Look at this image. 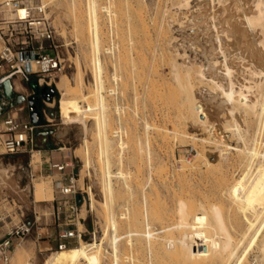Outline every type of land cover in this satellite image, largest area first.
I'll return each instance as SVG.
<instances>
[{
  "label": "rangeland",
  "instance_id": "obj_1",
  "mask_svg": "<svg viewBox=\"0 0 264 264\" xmlns=\"http://www.w3.org/2000/svg\"><path fill=\"white\" fill-rule=\"evenodd\" d=\"M21 1L31 3L34 17L43 15L51 24L53 43L56 46L49 45L47 41L43 44L47 51L58 53L61 68L52 76H44L41 80L40 88H47L48 94L40 95L37 100V109L45 112V116H41L39 120L48 121V127L53 128V132L45 139H42L41 133L36 135L33 150H39V153H35L32 163L33 175L28 171L31 159L29 152L0 154V161L11 168L17 186L16 190L0 189V234L19 218L30 224L28 232L12 237L9 258L5 262L0 259V264H42L47 255L58 249L57 233L65 220L77 223L80 229L84 228L82 240L95 241L98 264H114V254L117 255V264H176L175 256L167 249V236L169 242L179 243L182 240L176 253L180 264H264V256L257 243L256 225L259 218L254 220L252 226H244L239 222L237 228L240 231L231 225L227 226L228 221H224L221 216L226 210L231 214L233 207L224 197L221 180L218 179L225 176V181H229L245 174L246 171L238 163L241 159L246 160L244 155L246 153L245 156H248L249 149H256L249 156L252 165L257 163L259 154L264 152V95L262 97V92H258L257 87L253 86L259 77L255 75V78L248 73L240 60L235 58L233 64L236 65L233 66L238 71L230 72L233 89L239 90L238 85H241L242 91H236L243 95L250 89V95L246 98H254L256 94L259 104L256 101L255 109H247L248 106L242 101L228 100L219 110L208 106L203 124H198L195 113L183 106L194 99V96V101L204 107L209 93L216 91L217 97L221 98L219 88L212 90L211 83L206 80L198 81L192 72L188 78L191 90L182 91L178 86L179 81L185 82L184 76L191 61L202 62L204 71L209 76L210 69L206 68L207 62L199 52L200 45L208 44V41H204L206 37L203 33L208 27L217 45L216 30L211 27L215 24L218 33H222L221 36L227 39L228 27L224 24V29L222 28L223 22H217L218 14L213 11L220 9L223 4H227L228 9L231 8L229 10H234L232 1L235 0H96L98 29L102 32L103 47L101 46L99 56L105 91L104 111L110 134L109 168L115 171L119 167L127 174L112 177L113 199L110 208L100 133H94L85 145L80 129L82 120L97 117L99 109L90 59V1ZM244 1L238 0L239 4ZM9 17V9L0 3L1 29H4L3 19ZM251 31V38L262 39L263 34L259 28ZM222 42L224 50L232 51L228 43ZM221 56L214 55L212 58L216 63V79L225 73ZM231 58V55L227 56L229 61ZM77 66L81 71L84 83L82 91L85 95L77 97L78 103L82 107L89 103L94 109L82 112L81 120L66 127L60 123V92L55 80L61 74L72 78ZM176 73L180 75V80L176 78ZM38 77L40 76L35 73L28 76L31 82ZM11 81L15 93L27 97L31 92V87L19 76H13ZM243 81L249 86L248 89L244 87ZM109 88L113 90L109 91ZM252 91H256L253 92L254 95L251 94ZM9 108L30 118L26 100L15 102L13 99ZM213 111L217 113V122L222 127L232 124L234 120L237 124L231 127L234 130L225 129L229 143L235 149L227 148L222 151V155L217 152L221 146L215 148L212 142H202L207 137L206 125L211 120ZM198 117L205 119L204 115ZM115 127L123 131L122 145L113 136L112 130ZM236 129L239 131L237 134ZM43 149L51 151L46 153ZM197 151L203 152L208 165L200 158H195ZM49 156L56 160L71 156L74 169L79 173L77 183L82 190L76 193V209L73 213L68 207L61 208L57 213L56 204L52 201L53 180L57 177V172L49 173L43 162ZM84 158L88 161L86 165ZM188 161L194 164L197 162L195 168L188 167ZM46 184L51 190H41ZM87 186L90 187L92 199L85 192ZM19 191L23 193L19 194ZM111 217L117 223L114 228L110 222ZM177 232H182L183 238L180 233L176 235ZM147 233L151 238L150 244ZM165 233H168L167 236ZM156 235L154 242L152 240ZM79 242L80 239H70L67 247L78 245ZM79 264L85 262L82 260Z\"/></svg>",
  "mask_w": 264,
  "mask_h": 264
},
{
  "label": "bare ground",
  "instance_id": "obj_2",
  "mask_svg": "<svg viewBox=\"0 0 264 264\" xmlns=\"http://www.w3.org/2000/svg\"><path fill=\"white\" fill-rule=\"evenodd\" d=\"M89 1H90V9H91V29H92V39L90 42V46H91L90 47L91 48L90 59L92 60L93 69H94V76H95V85H94L95 89L94 90L96 91L95 95L98 98L99 104L97 107L99 109L97 111V117L90 118L88 121L82 120L83 124L80 123L81 121L80 122L78 121V122L81 124V127H80L81 139H82V142L85 143V145H87V141H89V139L92 137V135L94 133H96V134H97V132L100 133L99 136H100V141L102 144V151L104 154V164H105L104 165V175H105L104 177H105V182H106V193H107V198L109 201L108 205L110 208V206H111L110 204L112 202L111 200L113 199L112 198L113 197V189H112V185H111V179H112V177H116V178L119 176L122 177L124 172L119 167L115 171H112L109 168V149H110V136L109 135L110 134H108L107 127H109V126L106 122L107 117L105 118L106 114L104 111L106 109L105 103H104L105 91H104L103 80H102V64H101V59L99 56V53L101 52L100 49L103 47L102 43H101L102 42V37H101L102 32L100 33L101 30L99 31V29H98V23H97L98 22L97 21L98 6L96 3V0H89ZM229 1H231V0H229ZM204 2H205V0H204ZM232 2H233L232 5H234V7H235L234 10H229L231 8L228 9L227 4H223V5H221L222 7L220 9H217L216 11L214 10L215 12L213 11V13L218 14L216 17V18H218L217 22L218 23L221 21L223 22L222 23L223 25L220 24L222 26V28H223V26H225L224 24H226V26L228 27V35H226L227 39L224 38V36H221L222 33L221 34L218 33L219 30H218V28H216L215 24H213V26H211V24H209V25L211 27H215V30H216L215 35L217 38L216 39L217 45H215L216 42L214 43V41H213L214 39L211 36L210 31H208V30H210V29H208V27L206 29L207 31L205 30L206 32L203 33L206 37V39H204V41L205 42L208 41V44L200 45L199 52L202 55L201 57L203 59H205L207 62L206 68L210 69L209 76L206 75V73L204 71L205 68L203 67L202 62L197 63V62L191 61L190 62L191 65L188 66L186 69L187 70L186 76H184V77H186L187 80L185 79V82L179 81V83H178L179 84L178 86H180V88L183 89L182 91L188 90V92H189V90H191V88H190V82H189L188 78H189L190 72H192V73H194L193 75H195V77H197L198 81L206 80L207 83H211L210 86L212 87V90H214V89L216 90V88H219V94H220L221 98L217 97V93H215L216 91H214V93H212V92L209 93V97L206 99L204 107H201L199 104H197L194 101L195 100L194 96H192L194 99H191L187 104L185 103L186 105L183 106V108L185 107V109L190 108L191 111H193V113H195V116L198 119V124H203L206 121V117H207V113L205 111L206 107L211 106L213 109L219 110L222 108V106H224L227 103L228 100L229 101L230 100L242 101L241 103H244L246 106H248L247 109H249V108L255 109L257 98H256V94L254 93L255 94L254 95L253 92H256V91H252V93H251L254 95V98L252 96V98L247 99L246 97H249V95H250V93L248 92V91H250V89L246 93L243 90V92L245 93L244 95L241 92L240 93L242 95L237 93L238 91H242V90H240L241 85H238V86H240L239 90L236 89L238 91L233 89V86H232L233 82H232V77H231L232 75H230L231 74L230 72L231 71H234V72L238 71L234 67L236 65V63L233 64L235 58H238L240 60V63L242 65H244V67L247 69L246 71H249L248 73H250L253 76L257 75L259 77V78H257L258 80L254 79V80H256V82H255V85H253V84L252 85L257 87L256 89L258 90V92L259 91L262 92L261 93L262 97L264 95V0H245L244 1L245 4L244 3L239 4L238 0L237 1L235 0V2L234 1H232ZM245 5H246V7H245ZM229 6H230V4H229ZM106 8H104V9H106ZM213 9H214V7L212 8V10ZM9 12L11 14V17H9V18H12L17 14L25 13L26 9H25V7L21 6V7H17L16 9H9ZM211 15L213 18H215L212 13H211ZM215 19H214V21H215ZM207 21H208V19H207ZM202 23H204V22H202ZM257 28H259V30H261V32L263 34L262 35L260 33L263 36L262 39H257V37L255 39H253L254 37L251 38L252 35L249 32L251 30H256ZM251 32H253V31H251ZM255 36H257V35H255ZM221 40L228 43L229 48H231L232 51L229 50L228 48H227L228 50H224V48H223L224 46L222 44L223 42ZM225 46H228V45H225ZM103 49H105V48H103ZM220 54L223 56L222 60L224 63L225 73H224V76L223 75L219 76L220 78L216 79L217 75L215 76L216 69L214 67V64H216V63L214 61H212V58L214 57V55L218 56ZM228 55H231L233 57L230 59V61L227 59ZM181 58H183V57H181ZM228 58H230V57H228ZM239 60H237V61H239ZM190 63H188V64H190ZM193 63H195V64H193ZM174 65L175 64H173V66ZM75 70L76 71L73 72L72 78H70V76H68L66 74H61L55 80V83H56L55 85L60 92V98L58 101L60 120H61L60 123L65 124L66 127L69 124L76 123V121L82 117V116L80 117L82 112L86 113V111H90V110L94 109L91 106V104H89V103L87 104V106H84V107H82V105L78 103L77 97H79V96L81 97L84 95L83 91H82L84 83L82 81V76L80 73L81 71H79L78 66L75 68ZM236 73L238 74V72H236ZM225 74H227V76H225ZM178 75H179L178 73H176V75H175L177 79H178ZM55 76L56 75H54V77ZM255 78H256V76H255ZM180 79L181 78L179 77L178 80H180ZM237 80L239 81V79H236V81ZM244 82L245 81H243V83ZM244 87L247 88L249 86L246 83H244ZM256 89H254V90H256ZM111 90H113V89L109 88V91H111ZM188 92H186L185 94H187ZM262 99H264V98H262ZM257 103L259 104L258 101H257ZM85 113H83V115ZM90 113H92V112H90ZM257 113H259V110L257 111ZM200 115H204L205 119L199 118L198 116H200ZM211 115H212L211 116L212 118L206 125L207 137L205 139H202V142L203 141L212 142V143H214L215 148H218V146H221V148L217 149V152H218V154L222 155L223 150H226L227 148H230V149L234 148V146L230 145V143H229L230 141H229L228 136L225 134V129L227 128L229 130L230 129L234 130V128H231V127L235 126L237 124L235 123V120H234V122L232 124H226L225 127L224 126L222 127L219 124V122H217V120H218L217 113H215L213 111V112H211ZM261 116H262V114H261ZM186 119H187V117H186ZM236 122H238V121H236ZM238 126H240V125H238ZM62 128H63V126H62ZM241 131H243V129ZM112 132H113V136L116 137L118 144L121 141L120 145H122V143H123L122 142V132L123 131L121 130V128L115 127L112 130ZM238 132L239 131L237 130L236 134ZM79 133H80V131H79ZM242 139L244 140L243 136H242ZM244 142H245V140H244ZM120 147H122V146H120ZM87 148L88 147H86V149ZM237 149L238 148H236V150ZM83 150H85V149H83ZM255 150L249 149V152H247L248 156H245L246 155V153H245L244 157H246V160L243 159L244 160L243 161L241 159V161L239 163L235 161L236 164L238 163V165H241L244 168V170L246 171L245 174H243L242 176H239L238 178H233L229 181H228V179H227V181H225V179H224L225 176H224V178H222L223 176L218 178L219 180H221L220 185L222 187L221 189L223 191L224 197L229 201L228 202L229 205H231L233 207V211L231 212V214H228V211L226 210L225 212H223L224 215H222L221 217L224 218V221L225 220L228 221L227 223L225 222L227 224V226L231 225L235 230H239L237 228V224L239 222H242V225H244V226H252V225H254V220L256 218H259L258 224L256 225V232L258 231V242L257 243H258L259 249L261 250V252L263 253V256H264V152L263 153L261 152L260 154L257 152L260 156V159H258V161H256L257 163L255 165H252L249 161V156ZM35 153L36 154L39 153V150H32V154H31V162L32 163L34 160ZM84 154H86V153H84ZM243 154H244V152H243ZM255 155H256V152H255ZM203 157H204V154L202 151L196 152L195 158H200V160L203 161L205 165H208V163H209L208 160L206 159V157H204V158ZM83 160H84L83 161L84 164L86 165L88 163L87 159L84 158ZM236 160L238 161L237 157H236ZM201 161H199V162H201ZM188 162H190V161H188ZM196 163L194 164V163L190 162L188 164L189 165L188 167L195 168ZM238 165H237V167H238ZM241 166H239V167H241ZM210 167H211V165H210ZM212 167H213V165H212ZM80 171H81V169H80ZM124 174H126V172ZM221 174L222 173H220V175ZM217 175H216V177L219 176V175L218 176ZM13 176H12L11 168L7 164L5 165L0 161V189L6 188L9 190V188H12V189L16 190L17 186H16V182H15ZM41 190H43V191L51 190V188L48 184H46L45 187H41ZM21 193H23V192H20L19 194H21ZM87 194L91 195L90 198L92 199L90 187L87 188ZM22 195H24V194H22ZM50 195H52V194H50ZM110 222H111L113 228L117 225L116 220H114L112 217H111ZM176 222L178 223V221H176ZM177 223L175 225H177ZM127 224H129L128 221H127ZM129 225L131 226V224H129ZM164 228L165 227H163V230H165ZM179 233H180V237H181L182 232H179ZM179 233L177 232L176 235H178ZM167 234L168 233H165V236H167ZM147 236H148L147 240L150 244L151 238L149 237V234ZM155 238H157V235H156V237H154V239L152 241H154ZM167 238L166 239L168 241H166V239L164 240L168 243L167 245H169V247L167 249L169 250L170 253H172V256H175L176 264H180L179 260H177L178 255H176V253L180 249L178 244L181 243L182 240L181 241L179 240L180 241L179 243L174 242L177 244V245H174L173 241H171L172 243L169 242L170 239L168 236H167ZM181 238H183V236ZM181 238H177V239H181ZM79 239H80V242L78 245H73V246H68L65 248H61V249L58 248V249L53 250L49 255H47L45 257L42 264H79L82 260L85 262V264H98L99 255L96 252V249L94 248L96 246L95 241L87 242L85 240H82L81 238H79ZM79 239H78V241H79ZM166 242L165 243L163 242V244H166ZM161 248H163V247H161ZM114 250H115V248H114ZM114 256H115V263L114 264H117V255L114 254ZM172 262H174V261H172Z\"/></svg>",
  "mask_w": 264,
  "mask_h": 264
},
{
  "label": "built area",
  "instance_id": "obj_3",
  "mask_svg": "<svg viewBox=\"0 0 264 264\" xmlns=\"http://www.w3.org/2000/svg\"><path fill=\"white\" fill-rule=\"evenodd\" d=\"M0 3L1 6L7 9H16L21 6L26 9L23 14L3 19L4 24L2 26H4V29L0 28V82L5 76H9L10 79L13 76H19L29 86L31 81H29L28 76L35 73L40 76L36 80L37 86L40 88L42 77L52 76L61 68L58 53L47 51L43 44L44 41H47L49 45L56 46L53 43L52 26L45 16L34 17V8L29 2L0 0ZM40 8L39 6L38 9ZM33 94L34 91L31 88V92L28 93L27 97ZM40 115L45 116L44 110L40 111ZM48 125V121L39 120L34 123L30 118L21 116L14 108H9L8 105L0 114V154L27 151L31 156L37 130L44 129ZM43 162L45 170L49 173L57 172V177L53 180L54 191L52 197V201L56 204L57 213L59 214L61 208L65 207H68L73 213L76 209V193L82 190V187L77 183L79 173L74 169L72 157L69 156L68 159L63 157L56 160L49 156ZM32 165L30 159L28 162L30 175H33ZM85 192L87 191L85 190ZM70 224H73V226H70ZM29 227L28 222L19 218L18 221L12 223L8 229L0 234V259L2 261L5 262L9 258L12 237L28 232ZM83 233L84 228L80 229L77 223L65 220L57 233V248L67 247L70 239H79Z\"/></svg>",
  "mask_w": 264,
  "mask_h": 264
},
{
  "label": "water",
  "instance_id": "obj_4",
  "mask_svg": "<svg viewBox=\"0 0 264 264\" xmlns=\"http://www.w3.org/2000/svg\"><path fill=\"white\" fill-rule=\"evenodd\" d=\"M0 85V114L5 110L8 105H11L13 103V99L15 100V102H21L23 100H26L31 121L34 123L39 121L41 115L36 105L33 103V95L25 97L20 93H15L9 76L3 77L1 79ZM29 86L33 89L34 93H38L40 88L37 86L36 81L30 82ZM2 98H4V100H2ZM52 132L53 128L51 127L39 129L37 131V133H41L45 138Z\"/></svg>",
  "mask_w": 264,
  "mask_h": 264
},
{
  "label": "flooded vegetation",
  "instance_id": "obj_5",
  "mask_svg": "<svg viewBox=\"0 0 264 264\" xmlns=\"http://www.w3.org/2000/svg\"><path fill=\"white\" fill-rule=\"evenodd\" d=\"M47 94H48V89L42 87L39 89L38 93L33 94V103L36 105V107H37V100L40 97V95L47 96Z\"/></svg>",
  "mask_w": 264,
  "mask_h": 264
},
{
  "label": "crops",
  "instance_id": "obj_6",
  "mask_svg": "<svg viewBox=\"0 0 264 264\" xmlns=\"http://www.w3.org/2000/svg\"><path fill=\"white\" fill-rule=\"evenodd\" d=\"M42 139H45V137H44L43 135H42ZM42 151L48 153V152L51 151V150H49V149H43ZM60 159H62V158H60ZM60 159H58V160H60Z\"/></svg>",
  "mask_w": 264,
  "mask_h": 264
}]
</instances>
